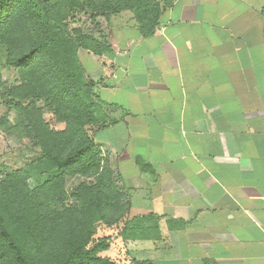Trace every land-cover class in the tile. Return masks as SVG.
<instances>
[{
  "label": "crops",
  "instance_id": "1",
  "mask_svg": "<svg viewBox=\"0 0 264 264\" xmlns=\"http://www.w3.org/2000/svg\"><path fill=\"white\" fill-rule=\"evenodd\" d=\"M99 22L111 52L78 58L114 121L95 142L158 217L142 260L264 264V0H175L148 37L128 11Z\"/></svg>",
  "mask_w": 264,
  "mask_h": 264
},
{
  "label": "trees",
  "instance_id": "2",
  "mask_svg": "<svg viewBox=\"0 0 264 264\" xmlns=\"http://www.w3.org/2000/svg\"><path fill=\"white\" fill-rule=\"evenodd\" d=\"M174 1L0 0V134L18 136L32 154L19 169L1 165L0 264H115L102 256L110 238L96 237L101 226H115L123 240L158 237L156 215L129 218V191L117 184V170L89 134L114 121L78 50L101 56L111 47L101 32L97 38L71 24L83 14L98 28L99 17L129 11L148 37ZM74 177L79 181L68 194Z\"/></svg>",
  "mask_w": 264,
  "mask_h": 264
},
{
  "label": "rangeland",
  "instance_id": "3",
  "mask_svg": "<svg viewBox=\"0 0 264 264\" xmlns=\"http://www.w3.org/2000/svg\"><path fill=\"white\" fill-rule=\"evenodd\" d=\"M129 12V11H128ZM103 17H99L96 22L99 24L98 28L94 27V23L91 19L84 16L83 14H78L75 16V20L71 24L72 27H82L88 30L93 31V33L97 34L98 31L101 32L102 30V24L99 22ZM104 24V23H103ZM13 73L11 72L9 74V82L13 79ZM5 79V77H4ZM45 116L46 118H49L48 112L45 110ZM12 116L10 119H12ZM56 129H59L62 127L61 125H53ZM94 128H90L89 134L93 137ZM97 129V128H96ZM94 138V137H93ZM101 148V147H100ZM102 154L107 156V153L105 151L101 150ZM31 152L30 149L27 147L26 142H22L20 138L16 135H11L8 132H4L0 134V173L3 171V168L1 165H4L6 168L11 170L19 169L20 167H23L31 161ZM79 179L77 177L69 178L67 181V191L68 194L72 192L73 187L78 183ZM118 185L121 184L120 176L118 177V180L116 179ZM37 183V179L32 176L31 179H29V184L33 187ZM136 216V215H134ZM131 213V210L129 212V218L134 217ZM96 237H109L110 238V246L109 249L104 251L102 253V256L108 257L112 262L115 264H133V260H142L149 256V254L144 253L143 249L139 248L137 246L136 241L137 240H123L118 235V229L115 226L112 227H104L101 226L98 229V233Z\"/></svg>",
  "mask_w": 264,
  "mask_h": 264
}]
</instances>
